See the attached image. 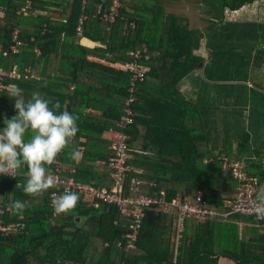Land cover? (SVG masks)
Returning a JSON list of instances; mask_svg holds the SVG:
<instances>
[{
    "label": "trees",
    "instance_id": "obj_1",
    "mask_svg": "<svg viewBox=\"0 0 264 264\" xmlns=\"http://www.w3.org/2000/svg\"><path fill=\"white\" fill-rule=\"evenodd\" d=\"M83 1L33 0L32 7L20 13L25 0H0V69L10 73L16 68L19 76L8 75L4 83L18 85L26 100L38 92L59 101L61 111L78 115L80 131L60 154L61 162L75 170L76 180L109 187L107 164L112 151L106 135L124 114L131 78L122 64L130 61L131 52L140 50L145 80L135 89L133 124L147 129L142 151H134L129 138L132 171L126 185L137 178L143 182L142 194L159 197L164 192L166 201L192 198L201 191L210 207L223 210L224 200L237 194V182L222 169L219 156L212 157L216 159L212 163L204 162L212 153L204 147L197 108L175 99L179 81L203 66V58L196 53L202 44L201 31L191 27L186 15L168 11L174 0H121L123 7L113 24L92 17L100 0H86L85 5ZM205 1L212 10L213 3L218 4L221 18L225 8L236 10L252 0ZM83 15L88 18L80 36L77 26ZM15 29L22 42L20 52L4 56ZM83 37L100 45L84 46ZM33 75L39 79L24 78ZM0 101L2 131L5 118L17 112L8 88L0 91ZM188 106L196 114L190 120ZM77 149L78 162L69 156ZM261 168V163L257 167L247 163L245 171L255 178ZM18 180L22 185L15 187ZM26 182L27 166L19 178L6 176L0 182L4 205L16 200L26 204L23 215L12 209L5 217L9 222L22 216L26 228L0 236V264H218L221 256L235 264H264V235L259 242L246 244L237 223L263 226L264 219L240 215L205 222L188 219L178 237L173 230L177 213L150 205L143 211L132 250L126 248L129 223L116 206L102 202L91 207L80 196L75 210L53 219V188L33 197L23 191Z\"/></svg>",
    "mask_w": 264,
    "mask_h": 264
},
{
    "label": "crops",
    "instance_id": "obj_2",
    "mask_svg": "<svg viewBox=\"0 0 264 264\" xmlns=\"http://www.w3.org/2000/svg\"><path fill=\"white\" fill-rule=\"evenodd\" d=\"M213 4L212 10L205 0H174L168 8L186 15L191 27L203 35L196 52L203 58V66L179 81L175 99L197 108L200 134L205 149L212 153L210 158L224 155L256 167L262 164L261 174L255 177L258 190L264 185V0H252L236 10L227 7L221 18L216 12L220 11L218 4ZM189 11L200 19L199 28L192 26ZM80 42L90 48L100 45L84 37ZM29 78L38 80L39 76L25 79ZM189 108L190 120L196 114ZM178 113L177 110L176 116ZM146 129L144 124L129 128L134 151H142ZM106 136L109 139V132ZM237 223L246 244L259 242L256 240L264 235V225H246L241 220ZM218 264L235 263L221 256Z\"/></svg>",
    "mask_w": 264,
    "mask_h": 264
},
{
    "label": "built area",
    "instance_id": "obj_3",
    "mask_svg": "<svg viewBox=\"0 0 264 264\" xmlns=\"http://www.w3.org/2000/svg\"><path fill=\"white\" fill-rule=\"evenodd\" d=\"M33 0H25V6L21 8L20 13L27 12L32 7ZM86 0L83 1V5ZM123 7L121 0H100L98 10L93 14V18H97L104 23L113 24L117 21L120 15V9ZM88 16L83 15L78 23L77 32L82 35V25ZM22 45L19 39V30L15 29L12 35V45L10 50L3 52L4 56L11 53H19ZM143 58V53L138 50L130 53V61L122 64V68L131 76L128 88L129 96L125 100L124 114L115 123L114 127L109 130L110 149L112 156L108 160V168L112 184L109 187L98 188L92 184L80 182L75 179V170L63 167L60 155L57 161L52 165V173L58 178V183L53 187L50 193H56L57 196L62 195L65 191L77 192L79 196L91 207H98L100 203H106L116 206L119 212L129 223L130 232L127 237L126 248L135 249L139 231L142 226L143 211L150 205H162L165 211H173L177 213V218L173 222V230L179 237V234L185 230L186 221L195 219L199 222L206 220H215L218 218L227 219L231 215H240L253 217L256 220L264 219V216H258L254 211L255 197L257 193V179L250 177L245 168L246 161L237 160L228 156H219L217 158L222 169L231 173L233 179L237 182V194L224 200V209H216L210 207L204 199L203 192H198L195 196L181 198L176 197L169 201L164 198L165 193L162 192L159 197H151L141 193L143 182L137 178H131L126 185L128 173L132 171V167L128 163L130 146H129V128L133 125V104L135 103V89L139 82L145 80V72L143 71L140 61ZM10 74H16L14 69L12 72H7L0 69V91L8 88L4 83V78ZM29 76H25L28 78ZM1 102V101H0ZM215 158L205 160V163H212ZM21 173L16 176L17 179ZM3 177L0 176V182ZM15 187H20L22 184L18 180L13 183ZM152 186V184H151ZM12 213V208L3 204L0 198V236L7 237L11 234L20 233L26 228V223L23 217H19L17 221H5L7 214ZM61 215V214H60ZM59 215L54 214L55 219ZM122 243H119V246Z\"/></svg>",
    "mask_w": 264,
    "mask_h": 264
},
{
    "label": "clouds",
    "instance_id": "obj_4",
    "mask_svg": "<svg viewBox=\"0 0 264 264\" xmlns=\"http://www.w3.org/2000/svg\"><path fill=\"white\" fill-rule=\"evenodd\" d=\"M8 96L14 100L17 115L5 118V127L0 131V176L16 178L27 166L23 191L29 196H42L58 183L51 166L80 131L79 117L67 110L61 111L59 101L53 102L38 92L26 100L23 89L16 84L8 85ZM80 155L78 149L69 154L74 161H78ZM79 201V194L73 191L51 195L56 215L71 213ZM10 207L23 215L26 204L16 200ZM254 211L264 216V185L257 190Z\"/></svg>",
    "mask_w": 264,
    "mask_h": 264
},
{
    "label": "rangeland",
    "instance_id": "obj_5",
    "mask_svg": "<svg viewBox=\"0 0 264 264\" xmlns=\"http://www.w3.org/2000/svg\"><path fill=\"white\" fill-rule=\"evenodd\" d=\"M189 15H191L192 16V19H191V21H192V26L194 27V28H199V23L198 22H200V19H197V18H195L194 17V13H193V11H189Z\"/></svg>",
    "mask_w": 264,
    "mask_h": 264
}]
</instances>
